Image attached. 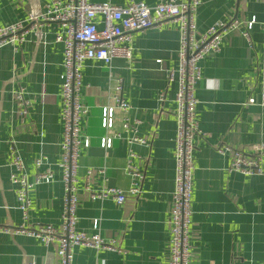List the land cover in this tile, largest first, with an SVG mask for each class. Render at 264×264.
<instances>
[{"label": "crops", "instance_id": "0c3cea01", "mask_svg": "<svg viewBox=\"0 0 264 264\" xmlns=\"http://www.w3.org/2000/svg\"><path fill=\"white\" fill-rule=\"evenodd\" d=\"M135 1L152 6L157 0ZM47 9L49 0H0V27L22 21L28 30L17 50L11 45L0 48V223L13 226L22 219L9 181L11 148L21 154L29 180L46 168L34 165L40 156L46 157L53 173L51 182L32 187L27 225L60 224L63 45L55 35L63 28L59 21H28L30 13ZM251 18L255 23L247 40L242 26ZM232 20L240 22L239 27L226 31L219 51L199 63L195 97L202 134L195 137L191 264H264V150L260 172L253 174L230 171L232 152L217 151L228 145L250 155L253 145L264 142V106L247 103L264 91V0H201L195 12L198 35L217 21ZM178 46V25L166 21L133 33L130 60L114 58L108 66L86 60L81 67L80 100L87 111L80 131L90 144L78 156L77 228L93 232L96 222L101 237L113 241L116 249L73 246L72 264H167L176 130V83L168 81L167 70L178 64ZM19 89H24L28 103L24 114L15 98ZM117 96L129 103L128 111L115 106ZM105 106H115L111 129L101 125ZM125 116L138 121V134L150 143L133 144L137 155L133 162L144 173L141 192L127 196L122 204L111 197L92 199L91 191L106 186L126 190L130 185L128 133L122 130ZM105 136L112 138L107 149L100 146ZM100 168H105L104 174ZM88 169L92 173L87 179ZM88 181L90 192L84 189ZM56 248V241L46 247L23 234L0 233V264H55Z\"/></svg>", "mask_w": 264, "mask_h": 264}, {"label": "built area", "instance_id": "2783aa9c", "mask_svg": "<svg viewBox=\"0 0 264 264\" xmlns=\"http://www.w3.org/2000/svg\"><path fill=\"white\" fill-rule=\"evenodd\" d=\"M201 0H157L152 6L143 1L126 0L125 5H115L110 2H92L91 0H49V9L43 13H30L29 22L59 21L63 30L57 32L55 41L62 43V73L60 98L61 119L63 123V137L60 145L61 159L58 167L61 172L63 185L62 211L59 227L44 223L27 225L29 216L30 196L33 186L51 182L53 173L47 167V159L40 156L34 160L38 168L46 166L36 174L33 180L26 175V166L21 154L14 148L10 150L8 165L11 169L9 181L14 187L16 205L22 222L18 225L0 223V233L10 235L23 234L36 238L44 246L53 241L57 242L55 264H72L73 246H86L94 249L115 250L113 241L106 242L98 232V225L93 223V232H86L77 228L76 210L78 206L76 175L78 156L82 147H88L90 140L81 135L80 125L86 113V107L80 100L82 85L81 67L86 60L101 61L110 65L112 59L123 58L130 60L133 55V33L149 27L160 25L166 21L176 22L179 31V46L177 49L178 64L167 70L169 82L176 83L174 95L176 130L174 138V184L171 192V203L168 212L169 241L167 264H191L190 246V217L193 194V173L195 137L202 131L196 118V85L201 79L200 60L208 53L219 51L224 33L230 29H237L240 22L217 21L210 25L202 34H197L195 12ZM255 18H251L242 26V35L249 40ZM27 27L22 21L6 24L0 27V48L11 45L15 50L24 42ZM121 90V83L115 86ZM15 98L21 105V113H26L27 101L24 89L16 90ZM116 107L126 112L130 109L127 101L117 96ZM159 100H163L160 95ZM248 104L264 106V91L259 99L249 97ZM105 106L101 113V125L111 129L114 122V107ZM122 130L128 133V154L126 159V173L130 178V185L126 190L115 186H106L98 191L89 190V181L85 190L90 192V198L111 197L117 204H122L127 196H137L141 192L144 173L133 162L137 156L133 144L149 146L150 143L138 134V121L131 122L125 116L122 118ZM120 137L119 134H116ZM112 138L100 139L102 148H110ZM252 154L248 155L240 149H232L228 145L217 147L220 154L232 152L230 171L244 174L260 172L259 157L264 150V142L251 147ZM98 171L102 174L105 168ZM92 170L86 171L87 179ZM26 264H35L29 262Z\"/></svg>", "mask_w": 264, "mask_h": 264}]
</instances>
